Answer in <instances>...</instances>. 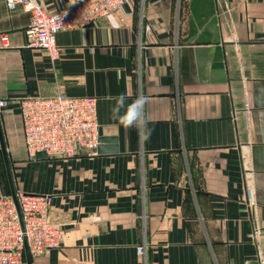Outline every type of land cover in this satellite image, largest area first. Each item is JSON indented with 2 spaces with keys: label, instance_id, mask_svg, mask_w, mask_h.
I'll list each match as a JSON object with an SVG mask.
<instances>
[{
  "label": "crops",
  "instance_id": "0c3cea01",
  "mask_svg": "<svg viewBox=\"0 0 264 264\" xmlns=\"http://www.w3.org/2000/svg\"><path fill=\"white\" fill-rule=\"evenodd\" d=\"M75 1L41 0L48 12ZM29 19L0 0V98L95 96L110 139L97 154L31 159L18 104L0 113L16 192L53 194L63 229L32 264H260L248 171L264 260V0H124L58 32L55 59L27 46ZM141 95L147 140L112 119L119 97ZM1 194L12 188L0 142Z\"/></svg>",
  "mask_w": 264,
  "mask_h": 264
},
{
  "label": "built area",
  "instance_id": "2783aa9c",
  "mask_svg": "<svg viewBox=\"0 0 264 264\" xmlns=\"http://www.w3.org/2000/svg\"><path fill=\"white\" fill-rule=\"evenodd\" d=\"M8 9L20 5L29 13L25 33L27 46L47 50L52 58L60 55L56 37L61 30L89 25L119 9L124 0H77L56 12L45 10L41 0H5ZM226 6L225 8H222ZM222 12L229 11L226 1ZM1 46H8V35L0 27ZM16 102L22 117L25 145L29 158L44 151L48 157L70 158L80 154H97L100 144L98 100L92 95L71 96L60 90L55 95H25L0 98V113L14 111ZM248 189L253 209L254 235L258 241L259 263L264 264L259 245L260 225L257 216L252 169H249ZM20 213L12 195H0V264L25 263V238L31 255H41L58 247L63 229L50 218L53 194L16 192ZM145 258V245L137 246Z\"/></svg>",
  "mask_w": 264,
  "mask_h": 264
},
{
  "label": "clouds",
  "instance_id": "9594fccd",
  "mask_svg": "<svg viewBox=\"0 0 264 264\" xmlns=\"http://www.w3.org/2000/svg\"><path fill=\"white\" fill-rule=\"evenodd\" d=\"M147 103L148 98L143 95L138 96L131 104H125V98L121 96L112 109V119L118 120L125 128L135 127L139 129L142 138L147 140L152 133V129L147 127L148 119L145 114ZM121 109L124 110L123 113Z\"/></svg>",
  "mask_w": 264,
  "mask_h": 264
},
{
  "label": "water",
  "instance_id": "95a60500",
  "mask_svg": "<svg viewBox=\"0 0 264 264\" xmlns=\"http://www.w3.org/2000/svg\"><path fill=\"white\" fill-rule=\"evenodd\" d=\"M104 140V141H108L110 139L108 138H100V142ZM0 142H1V147L3 150V154H4V158H5V162L7 165V170H8V174H9V178H10V182H11V188H12V196L16 202V205L18 207L19 213H20V218H21V222H22V226L24 227V222H23V217H22V213H21V209L18 203V198L16 195V189L14 187V183H13V178H12V174H11V170H10V163L8 160V155H7V151H6V146H5V142H4V138H3V134H2V130H1V125H0ZM100 145L98 146V151H100ZM37 157L39 158H44L47 157L46 153L44 151L38 152ZM25 256H26V264H32V255L30 253V249H29V245H28V241L25 238Z\"/></svg>",
  "mask_w": 264,
  "mask_h": 264
}]
</instances>
